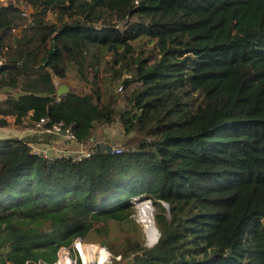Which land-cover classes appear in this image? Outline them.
Listing matches in <instances>:
<instances>
[{
	"label": "trees",
	"instance_id": "obj_1",
	"mask_svg": "<svg viewBox=\"0 0 264 264\" xmlns=\"http://www.w3.org/2000/svg\"><path fill=\"white\" fill-rule=\"evenodd\" d=\"M21 1L30 22L0 5V115L62 123L78 142L118 122L124 145L47 158L0 138V264H55L92 223H135L146 197L157 242L101 235L109 264H264V0ZM70 72L88 92L57 94Z\"/></svg>",
	"mask_w": 264,
	"mask_h": 264
},
{
	"label": "rangeland",
	"instance_id": "obj_2",
	"mask_svg": "<svg viewBox=\"0 0 264 264\" xmlns=\"http://www.w3.org/2000/svg\"><path fill=\"white\" fill-rule=\"evenodd\" d=\"M9 3H14L16 5H18L19 7H21L22 9H25V13L28 16V21L30 22L32 19V13L34 11V9L27 5V6H23L22 1H16V0H0V5H8ZM45 19L48 20L50 23H54V22H58L59 18L58 16L54 13L49 11L46 16ZM22 30L21 26L16 27L15 31H12V29L10 30V33L8 35V37L6 38L7 42H10V45H12L14 38L17 37L20 32ZM6 49L3 47V58L6 57ZM5 54V56H4ZM91 75H88V78L90 80ZM59 85H66L68 87V90H73L76 91L78 93H84V92H88L90 89V84L88 83V81L84 80L81 81L79 80L78 77L73 76V73L70 72L68 73L63 79H60L59 81ZM120 88H117V92L119 95H123V90H119ZM11 91L10 93L13 94L15 91L9 90ZM6 96V92L4 91H0V103L3 102L4 98ZM122 97V96H121ZM123 101L121 100L117 106H122ZM3 117L7 123L5 125H0V137H6V136H10V137H14V136H19L21 137V139L23 140H29L30 142L34 143L37 141H43L46 137H51L54 134H43V133H38V131L34 130V125L31 122V120H29L28 118H23L21 121L17 122L15 120V117L9 115V116H2L0 115V118ZM94 135V141L95 140H101L102 142H104L106 145H110L112 148L119 146L122 147L124 145L123 142V129L121 127V125L117 122L113 123V124H102L100 127H98L95 132L93 133ZM36 137H38L36 139ZM56 136H53V138H55ZM40 139V140H39ZM74 146L71 145H62L59 144L60 147H62V149L59 148H55V147H51V144H41L38 145V147L40 148H45L47 146H50L51 149L50 151H47V153L50 156H54V155H59L58 153H60V150H67L70 154L74 153L75 151L79 150L80 145L79 143H76L74 141H72ZM93 145L94 142L89 143L87 146H83L84 147H89L90 145ZM32 147H34V145H32ZM56 153V154H55ZM54 154V155H52ZM91 156V155H90ZM56 158V157H53ZM73 159L76 157H72ZM137 199V198H135ZM134 204H133V209H134V214L131 215L132 219L134 220L132 223L131 222H124V223H118L117 221L114 222H94L92 223V227L89 231V233L86 236V239L88 241H84V240H80V239H76L75 241H73L72 245H70V247L67 246H61L58 250V253H61V248H66L69 250V258L71 259L72 262L75 261V259L78 257L81 261L82 264H109L111 263V256H110V251L106 248L103 247L102 245L99 244L98 239L101 238V235H108L109 237H113L114 241L117 242L118 244L123 242V235H125L126 232H130L133 229H138L141 231V233H143L144 239L146 240L145 245L146 246H151L152 244L148 242V240L146 239V233H145V223H144V212L142 210V208L140 207V204L142 203H149V206L151 208V213L153 215V219L155 222V214L156 212H158V206H155L153 200L151 198H144L141 200H133ZM164 205V203H162ZM165 206V205H164ZM140 211V212H139ZM142 214V215H141ZM156 224V223H155ZM77 244V245H76ZM72 246L74 247V249L72 248ZM79 247L76 248V247ZM83 254V256H82ZM64 255L61 253V257H63ZM132 256H128L124 259H122L121 261H119V256L116 257V259H118V261L120 262V264H130V258ZM59 261V257L56 261V263ZM75 264V263H74Z\"/></svg>",
	"mask_w": 264,
	"mask_h": 264
},
{
	"label": "built area",
	"instance_id": "obj_3",
	"mask_svg": "<svg viewBox=\"0 0 264 264\" xmlns=\"http://www.w3.org/2000/svg\"><path fill=\"white\" fill-rule=\"evenodd\" d=\"M26 14V13H25ZM16 27L12 28V31H15ZM3 47L0 46V66L3 65L5 63V58H3L2 54H3ZM54 80L56 82V84L58 83V78L54 77ZM46 120L44 118L39 119L38 121H35L33 123L34 125V130L38 131V133H43V134H63L67 139H70L72 141H77L70 129V127H65L63 126L62 123H55L52 124L51 126H44ZM78 142V141H77ZM94 142V144L90 145L89 147H84L83 146H87L89 143ZM80 147L79 150L75 151L74 153H69L66 149L65 150H60V153H58L59 155H54L53 157H61V156H71V157H76L74 159H80L82 157H90V155L93 152V147H96L98 145H106L104 142H102L101 140H95L94 141V137L89 138V140L85 141V142H79ZM51 147H56L59 149H62V147L59 146V144H51ZM50 146H47L45 148H40L38 146L32 147V151L36 154H40L44 157L47 158H53L52 156H50L47 151H50L51 149ZM112 151L118 153L122 151V147L116 146L112 148ZM56 154V153H55ZM77 245V244H76ZM78 248V247H76ZM61 253L64 255L63 257H67L70 261L69 264H74V262L71 261V259L69 258L70 254H69V250L66 248H61ZM61 253H58V257H59V261L55 264H60V258H61Z\"/></svg>",
	"mask_w": 264,
	"mask_h": 264
},
{
	"label": "bare ground",
	"instance_id": "obj_4",
	"mask_svg": "<svg viewBox=\"0 0 264 264\" xmlns=\"http://www.w3.org/2000/svg\"><path fill=\"white\" fill-rule=\"evenodd\" d=\"M140 207L142 208V210L144 212V214H143L144 218H142V219H144L145 229L149 233L150 239L153 240V238L155 237V235H157V233L155 231V223L153 221V215L151 213V208L149 206V203H147V202L140 204ZM78 249H79V247H78ZM69 263H70V261L67 257H65V258L61 257L60 258V264H69Z\"/></svg>",
	"mask_w": 264,
	"mask_h": 264
},
{
	"label": "crops",
	"instance_id": "obj_5",
	"mask_svg": "<svg viewBox=\"0 0 264 264\" xmlns=\"http://www.w3.org/2000/svg\"><path fill=\"white\" fill-rule=\"evenodd\" d=\"M59 81H60V78H58V83H59ZM54 82H55V80H54ZM56 83V82H55ZM57 83V84H58ZM26 118H28V117H26ZM29 119V118H28ZM53 136H56L55 138H53ZM53 136H51V137H46L43 141H37L36 140V142H34V143H32L31 145H35V146H38V145H41V144H62V145H73L74 146V144H73V142H72V140H70V139H67L63 134H54ZM6 137H10V136H6ZM0 138H5V137H3V136H1ZM13 138H19V139H21V137H19V136H14ZM38 137H36V139H37ZM40 140V139H39ZM74 142H76V143H79V142H77V141H74ZM56 148V147H55Z\"/></svg>",
	"mask_w": 264,
	"mask_h": 264
},
{
	"label": "water",
	"instance_id": "obj_6",
	"mask_svg": "<svg viewBox=\"0 0 264 264\" xmlns=\"http://www.w3.org/2000/svg\"><path fill=\"white\" fill-rule=\"evenodd\" d=\"M67 91H68V87L66 85H59L58 88H57V94L58 95H61V94L65 93V92H67ZM105 147H107V150L109 152L112 151V147L110 145H98L97 146V148L99 150H103ZM164 205H165V207H168V205L166 203H164ZM153 221H154V219H153ZM155 231H156L157 235H155V237L153 238V240H151L150 237H149V233L145 229L146 239L148 240V242L150 241L149 243H151L152 245L155 242H157L158 237H159V231H158V228H157L156 224H155Z\"/></svg>",
	"mask_w": 264,
	"mask_h": 264
}]
</instances>
